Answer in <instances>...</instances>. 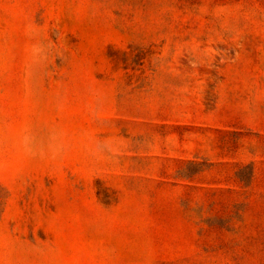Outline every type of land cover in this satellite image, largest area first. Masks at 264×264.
Returning <instances> with one entry per match:
<instances>
[{
    "label": "rangeland",
    "instance_id": "1",
    "mask_svg": "<svg viewBox=\"0 0 264 264\" xmlns=\"http://www.w3.org/2000/svg\"><path fill=\"white\" fill-rule=\"evenodd\" d=\"M0 264H264V0H0Z\"/></svg>",
    "mask_w": 264,
    "mask_h": 264
}]
</instances>
